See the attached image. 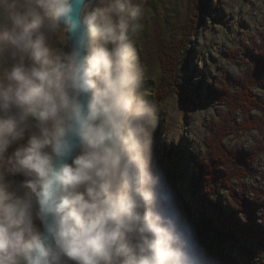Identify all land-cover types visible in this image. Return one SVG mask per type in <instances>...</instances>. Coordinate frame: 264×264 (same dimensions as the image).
<instances>
[{"label": "clouds", "instance_id": "9594fccd", "mask_svg": "<svg viewBox=\"0 0 264 264\" xmlns=\"http://www.w3.org/2000/svg\"><path fill=\"white\" fill-rule=\"evenodd\" d=\"M144 16L0 0V264H211L154 166Z\"/></svg>", "mask_w": 264, "mask_h": 264}, {"label": "rangeland", "instance_id": "374dc122", "mask_svg": "<svg viewBox=\"0 0 264 264\" xmlns=\"http://www.w3.org/2000/svg\"><path fill=\"white\" fill-rule=\"evenodd\" d=\"M142 2V30L133 39L144 89L159 109L152 132L154 166L181 213L188 210L198 226L211 220L223 233L220 240L218 233H194L211 264H264V150L245 180L225 178L221 169L211 173L212 158L221 149L249 153L264 142L257 130L235 131L244 124L243 113L226 97L239 90V79L264 47V0ZM253 93L264 98L263 87ZM251 114L261 116L258 111ZM229 119L236 121L229 127L234 131L220 140ZM216 139L221 148L215 146ZM241 201L247 206H240ZM209 243L218 251L208 249Z\"/></svg>", "mask_w": 264, "mask_h": 264}, {"label": "trees", "instance_id": "16d2710c", "mask_svg": "<svg viewBox=\"0 0 264 264\" xmlns=\"http://www.w3.org/2000/svg\"><path fill=\"white\" fill-rule=\"evenodd\" d=\"M156 1V0H153ZM152 9H155L156 6H152ZM198 15H202L203 11L198 10ZM185 33V32H184ZM259 57L253 61V67L252 69L244 76L241 77L238 81V87L239 90L235 92L234 94L230 93L226 95L227 99L230 100V102L233 103L235 109H240L243 113L244 117V124L236 125L235 131H249V130H257L261 134L264 135V98H260L258 96H255L253 93V89L255 87H263L264 88V47L259 51ZM165 86V85H164ZM162 89V82L158 86H156V94L157 96L161 95L159 92H161ZM153 96L154 95H150ZM164 97V96H162ZM161 97V99H163ZM165 98V97H164ZM158 99V97L156 98ZM253 111H258L261 116L260 117H254L251 113ZM231 118V116H230ZM230 122L227 124V130L221 131V137L220 140H222L224 137L231 135L234 130H229V127L232 125V122H235V120L229 119ZM219 139H216L215 146H217L220 142ZM220 145V144H219ZM217 148H221L219 146ZM264 150V142H261L257 149L250 151L249 153L245 151H226V149H221L220 153L217 155L215 154L214 158H212V169L211 173L214 172V170L218 171L221 169V175L225 178L230 179H237V180H245L252 174V169L255 164V160L259 157L260 152ZM171 155V152L166 154V156L169 158ZM157 171L159 172V169L157 168ZM160 173V172H159ZM181 175L185 176L186 171L185 169H181ZM183 176V177H184ZM175 177V176H173ZM240 206L246 207L247 203L245 202H239ZM187 207V206H185ZM184 207V208H185ZM188 209V208H187ZM182 215L187 220V222L190 224L193 232H200L202 231H208L211 234H219L218 239H223V233L218 231L213 222L210 220L202 226H198V224L195 223V220L190 216L188 213V210H184L182 212ZM202 228V229H201ZM261 243L264 246V234L260 237ZM198 242H200V238H198ZM202 243H206V240L201 239ZM220 241H216V243H219ZM211 249L213 251H218V246L215 243H209L208 249ZM232 264H238L234 263L232 261Z\"/></svg>", "mask_w": 264, "mask_h": 264}, {"label": "bare ground", "instance_id": "6f19581e", "mask_svg": "<svg viewBox=\"0 0 264 264\" xmlns=\"http://www.w3.org/2000/svg\"><path fill=\"white\" fill-rule=\"evenodd\" d=\"M202 229V228H201Z\"/></svg>", "mask_w": 264, "mask_h": 264}]
</instances>
